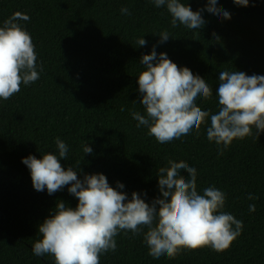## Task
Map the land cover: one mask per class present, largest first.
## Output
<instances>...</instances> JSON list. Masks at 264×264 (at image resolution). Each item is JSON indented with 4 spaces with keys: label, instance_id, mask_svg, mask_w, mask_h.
Here are the masks:
<instances>
[{
    "label": "clouds",
    "instance_id": "obj_1",
    "mask_svg": "<svg viewBox=\"0 0 264 264\" xmlns=\"http://www.w3.org/2000/svg\"><path fill=\"white\" fill-rule=\"evenodd\" d=\"M156 7L166 6L171 14L173 28L183 25L200 30L207 23L202 13L207 11L217 18L231 19L218 0H207L204 8L193 11L182 0H152ZM237 6L247 7L250 0H233ZM121 13L128 15L127 8ZM29 16L14 13L0 27V98L8 100L20 91L21 84L29 85L39 79L37 55L30 34L17 22ZM159 43L169 40L162 32ZM218 39V38H217ZM139 46L147 41L137 40ZM137 83L139 103L145 114L133 112L137 127L146 126L148 134L160 144H168L183 136L199 134L201 125L210 121L206 134L214 141L220 155L235 139L264 132V75H247L243 71H222L216 88L218 110H202L197 102L208 100L213 92L209 84L187 67H178L167 54H157L155 46L149 54L142 55ZM43 71V68H40ZM58 155L45 153L38 159L34 155L22 158L30 171L33 188L49 195L67 186L69 194L77 198L75 208L57 201L54 210L38 226L41 238L32 245L33 254H50L55 264H100V255L115 251V237L131 232L134 236L147 229L144 242L148 254L159 259L175 258L182 250L209 247L216 252L227 250L241 234L242 221L223 211L225 194L215 187L197 191V171L186 162L169 161L170 167L159 169L160 195L146 203L141 194L133 192L131 199L125 186L117 181L109 185L102 173L85 174L79 179L71 166L65 169L60 161L67 158L68 147L56 138ZM85 154L93 149L85 144ZM188 173V178L182 175ZM146 196V193L144 194ZM248 199H256L249 194ZM255 205H249L254 212ZM234 226V227H233Z\"/></svg>",
    "mask_w": 264,
    "mask_h": 264
}]
</instances>
